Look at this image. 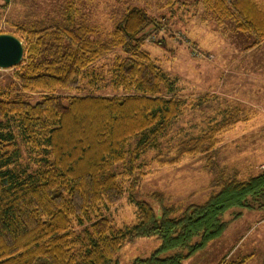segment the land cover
I'll list each match as a JSON object with an SVG mask.
<instances>
[{"label":"trees","instance_id":"16d2710c","mask_svg":"<svg viewBox=\"0 0 264 264\" xmlns=\"http://www.w3.org/2000/svg\"><path fill=\"white\" fill-rule=\"evenodd\" d=\"M6 7L9 0H0ZM218 23L232 20L256 46L264 40V9L253 0H203ZM73 0L54 24L14 26L11 34L23 46L14 82L35 102L0 96V264H118L126 242L155 238L159 245L131 264H184L218 239L241 212L264 214V171L239 179L214 165L213 126L199 137L180 142L175 156L204 155L215 172L211 192L200 205H189L179 218L163 196L152 203L135 200L136 223L114 231L102 210L115 204L123 189L113 167L124 161L130 139L141 137L130 162L148 149L181 114L171 81L141 49L146 30L159 25L144 10L128 8L108 42L93 39L94 30L79 23ZM95 37V36H94ZM119 50L107 69L109 84L120 95H71L81 81L96 87L101 56ZM100 77V79H98ZM12 124V126H11ZM28 150L32 169L18 167L20 147ZM86 224H88L86 226ZM74 226L82 228L79 234ZM85 226V227H83ZM229 263V264H243Z\"/></svg>","mask_w":264,"mask_h":264},{"label":"rangeland","instance_id":"374dc122","mask_svg":"<svg viewBox=\"0 0 264 264\" xmlns=\"http://www.w3.org/2000/svg\"><path fill=\"white\" fill-rule=\"evenodd\" d=\"M72 0H9L0 2V34H12L14 26L47 25L59 21ZM264 9V0H253ZM77 19L94 30L93 39L108 42L114 26L128 8L137 7L154 19L158 30L148 28L141 47L161 71L174 81L182 105L181 114L157 139V149H148L134 164L130 153L141 137L130 139L123 162L113 173L123 189L122 197L102 210L114 231H125L136 223L137 208L132 201L149 203L152 194L163 196V206L174 207L175 218L189 205H200L211 192L215 172L206 168L204 155L183 156L177 163H167L175 156V147L189 138L199 137L213 126L216 134L214 165L225 174L245 179L264 171V40L256 45L249 33L235 28L232 20L220 23L203 0H73ZM95 36V37H94ZM119 50L101 56L95 64L101 73L96 87L81 81L71 95H120L109 84L106 71ZM11 69H0V96L35 102L39 95L23 93L14 82ZM12 126V124H11ZM18 167L32 169L28 150L18 143ZM157 210V206L154 205ZM227 227L223 234L184 264H264V214L241 212L230 221L231 211L223 215ZM88 224H86L87 226ZM85 227V226H83ZM74 232L82 230L74 226ZM159 242L140 238L126 242L117 254L118 264H131L136 257H147Z\"/></svg>","mask_w":264,"mask_h":264},{"label":"water","instance_id":"95a60500","mask_svg":"<svg viewBox=\"0 0 264 264\" xmlns=\"http://www.w3.org/2000/svg\"><path fill=\"white\" fill-rule=\"evenodd\" d=\"M23 59V46L19 39L10 34H0V69L16 67Z\"/></svg>","mask_w":264,"mask_h":264}]
</instances>
